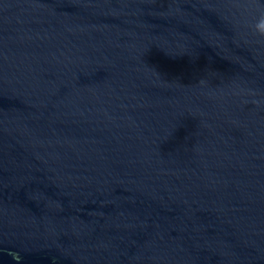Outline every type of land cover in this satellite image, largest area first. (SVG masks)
Masks as SVG:
<instances>
[{
	"label": "water",
	"instance_id": "obj_1",
	"mask_svg": "<svg viewBox=\"0 0 264 264\" xmlns=\"http://www.w3.org/2000/svg\"><path fill=\"white\" fill-rule=\"evenodd\" d=\"M0 264H264V0H0Z\"/></svg>",
	"mask_w": 264,
	"mask_h": 264
}]
</instances>
